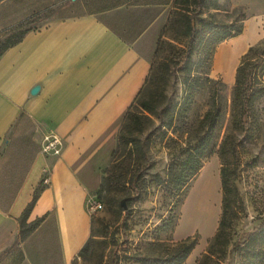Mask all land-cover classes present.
Listing matches in <instances>:
<instances>
[{
	"label": "crops",
	"instance_id": "obj_1",
	"mask_svg": "<svg viewBox=\"0 0 264 264\" xmlns=\"http://www.w3.org/2000/svg\"><path fill=\"white\" fill-rule=\"evenodd\" d=\"M63 5L68 15L30 30L0 56V263L19 249L23 262L34 254L68 264L88 240L86 202L99 189L174 0H3L0 32ZM253 34L230 38L220 59L235 55L236 65ZM48 133L63 141L59 157L41 152ZM37 185L44 189L27 222L43 220L20 241L17 220Z\"/></svg>",
	"mask_w": 264,
	"mask_h": 264
},
{
	"label": "trees",
	"instance_id": "obj_2",
	"mask_svg": "<svg viewBox=\"0 0 264 264\" xmlns=\"http://www.w3.org/2000/svg\"><path fill=\"white\" fill-rule=\"evenodd\" d=\"M216 2L217 0H174L173 9L165 22L167 25H172L176 31L175 37L170 38L171 41L167 43L169 53L161 63H150L149 73L143 86L124 114L109 164L101 171L99 189L91 194L92 201L104 200L112 207L111 196L114 194L123 195L125 202L144 195L147 192L145 186L147 181L142 171L147 164L143 165L142 162L146 158V152L140 136L153 119L165 128L164 133L172 129L175 122L185 121L201 85L219 83L208 75L215 46L240 35L243 28L236 27L234 24L214 25L213 21L205 22L202 16L210 8L217 9ZM196 20L197 25L194 24ZM33 21L34 17L0 32V56L8 48L19 43L24 35L33 29L29 26ZM158 49L160 46L157 41L153 58H156ZM262 56H264L263 52L258 47H249L236 67L229 108V128L218 149H215V140L221 128L225 109L219 103L215 90L198 130L196 129L195 133L186 131V147L168 166L166 180L163 182L160 177H155L159 183L164 184L160 186L169 201V209L167 217L161 219L160 225L153 229L154 237L147 243L145 253L132 257L138 264H183L190 255L197 244L196 236H188L176 242H164L159 236L174 226L177 220L176 209L185 189L202 168L203 163L212 155H217L220 163L221 212L216 232L207 241L204 254L195 264H224L223 258L230 245L234 250L242 253L239 264H264V218L251 231L243 235L242 241L233 242L232 236V226L241 206L235 186L236 155L239 146L235 133H246L248 128L256 122L255 103L264 97V84L261 80L264 75ZM202 68L204 72L197 71ZM171 69H178L183 73V92L177 103L169 102L165 93ZM134 154H140L142 157L141 163L137 165L139 175L127 179L128 160ZM43 189L44 186L37 185L32 200L17 220L20 241L27 239L43 220L39 218L27 222L29 213ZM125 207L124 209L120 204L119 215L127 212V206ZM122 225H126V221H123ZM114 236L111 240H114ZM108 244V237L105 234L92 235L91 222L90 236L71 264H75L76 259L80 258L87 262L94 245H98L101 249L98 260L93 264H118L119 261L111 258L108 255L109 252L104 255Z\"/></svg>",
	"mask_w": 264,
	"mask_h": 264
},
{
	"label": "rangeland",
	"instance_id": "obj_3",
	"mask_svg": "<svg viewBox=\"0 0 264 264\" xmlns=\"http://www.w3.org/2000/svg\"><path fill=\"white\" fill-rule=\"evenodd\" d=\"M216 3L217 9H208L202 19L205 22L213 21L214 25L234 24L236 27L241 26L243 28L242 33L249 29L251 33H254L249 47H258L264 55V0H217ZM68 13V9L63 5L55 10L35 16L34 21L29 26L37 29L50 18L63 17ZM197 23L196 20L194 24L197 25ZM171 26L165 23V27L159 32L156 42L158 41L160 49H158L156 58H153L155 42L153 53L149 58L150 63H161L169 53L167 43L176 34L174 27ZM198 29H200L199 26ZM230 42L231 40L227 39L215 46L208 75L219 83L215 85L203 83L201 85L186 120L175 122L172 129L164 133L165 128L156 119H153L140 136L145 147L146 158L142 161L140 154H134L128 160L127 179L139 175L137 165L141 163V160L143 165L147 164V167L142 171L144 179L147 181V185H145L147 192L141 197L127 200L125 202L127 212L120 215L118 208L121 201L125 199L121 194H111L112 207L102 200L100 203L103 208L96 212L89 211L88 201L91 198L87 200L85 207L91 217L92 235L105 234L108 237L109 246L104 255L109 252L108 255L118 260V264H138L132 257L145 253L147 243L151 242L152 237H154L153 229L160 225L161 219L167 217L169 201L160 186L164 184L159 183L155 177H160L163 182L166 180L168 166L180 156L182 149L186 147V131L195 133L196 129L198 130L200 121L210 106L211 96L215 90L219 103L225 109L221 128L215 140V149H218L229 128V108L234 75L233 78L227 79L221 72L215 70V66H219L220 62V50L218 49L228 46ZM249 47L237 58L235 69ZM261 59L264 61V56ZM197 71L204 72V68ZM182 80L183 73L181 71L178 69L170 70L165 86V93L169 102L177 103L180 101L183 92ZM261 80L264 84V75ZM255 108L257 112L256 122L248 128L246 133H235L236 141L239 144L236 155L235 186L241 206L238 217L232 226L233 242L242 241L243 235L251 231L264 218V97L257 100ZM219 169L220 163L217 155H212L203 163L202 168L185 189L181 202L176 209L177 220L174 226L159 236L164 242H176L188 236L197 237L196 246L183 264H195L204 254L207 241L216 232L221 212ZM207 187L211 194L208 193L204 202L199 205L203 188ZM194 208L196 210L192 213ZM200 209L209 215V220L205 221V224H203L205 216H202L203 213H200ZM123 221H126L124 226L122 225ZM113 235L115 238L111 240ZM95 239L99 238L95 237ZM100 249L98 245H94L87 262L80 258L76 259L75 264H93L98 260ZM50 257L53 258V255L51 254ZM28 258L27 261L23 262L21 251L16 249L10 255V261L0 264H62L58 260L38 261L34 254L28 255ZM241 260L242 253L234 250L230 245L224 255L223 263L239 264Z\"/></svg>",
	"mask_w": 264,
	"mask_h": 264
},
{
	"label": "built area",
	"instance_id": "obj_4",
	"mask_svg": "<svg viewBox=\"0 0 264 264\" xmlns=\"http://www.w3.org/2000/svg\"><path fill=\"white\" fill-rule=\"evenodd\" d=\"M63 150V141L54 133L45 134L41 141V152L49 157H59ZM49 168L43 170L41 183L44 186L49 184ZM89 211L96 212L103 208L100 202H94L91 199L88 201Z\"/></svg>",
	"mask_w": 264,
	"mask_h": 264
},
{
	"label": "bare ground",
	"instance_id": "obj_5",
	"mask_svg": "<svg viewBox=\"0 0 264 264\" xmlns=\"http://www.w3.org/2000/svg\"><path fill=\"white\" fill-rule=\"evenodd\" d=\"M219 55L221 57V54H219ZM234 66H235V55H233V56L230 55L228 58H223L222 57L220 59L219 66L218 65L215 66V70L217 72H221L222 75H224L227 79H229V78H233V75H234ZM208 193H210L208 187L207 188H203V194L200 197L201 200L199 202V205H201V203L204 202V199L206 198V196H207ZM209 209H210V207H209ZM195 210L196 209L194 208L193 211H192V213H194ZM200 213L201 214L203 213V210L202 209H200ZM202 216H205V219L203 220V224H205L206 223L205 221H208L209 220V215H208V213H203ZM200 217H201V215H200Z\"/></svg>",
	"mask_w": 264,
	"mask_h": 264
},
{
	"label": "water",
	"instance_id": "obj_6",
	"mask_svg": "<svg viewBox=\"0 0 264 264\" xmlns=\"http://www.w3.org/2000/svg\"><path fill=\"white\" fill-rule=\"evenodd\" d=\"M121 205H122V207L125 209L126 207H125V200H122L121 201Z\"/></svg>",
	"mask_w": 264,
	"mask_h": 264
}]
</instances>
